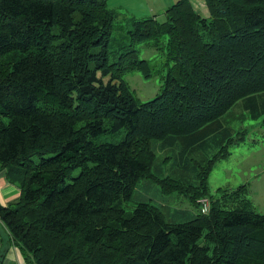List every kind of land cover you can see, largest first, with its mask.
<instances>
[{
  "label": "trees",
  "instance_id": "16d2710c",
  "mask_svg": "<svg viewBox=\"0 0 264 264\" xmlns=\"http://www.w3.org/2000/svg\"><path fill=\"white\" fill-rule=\"evenodd\" d=\"M205 3L208 17L179 0L166 21L133 19L110 62L106 0H0V166L21 189L0 202V226L27 264H264V213L246 186L180 222L122 205L149 179L199 207L217 160L249 133L225 116L240 100L264 112V0ZM164 36L162 89L140 101L125 75L154 70L134 45L161 49ZM122 128L119 142L92 140Z\"/></svg>",
  "mask_w": 264,
  "mask_h": 264
},
{
  "label": "rangeland",
  "instance_id": "374dc122",
  "mask_svg": "<svg viewBox=\"0 0 264 264\" xmlns=\"http://www.w3.org/2000/svg\"><path fill=\"white\" fill-rule=\"evenodd\" d=\"M179 0H106L107 7L114 14V29L109 42L110 62L118 60V54L124 52V47L130 43L128 30L132 28L135 18L156 17L159 21L167 20L166 9ZM195 5L200 12L206 13V6ZM153 40L138 42L134 45L140 59H147L153 67L151 77H145L141 70H133L125 75L134 95L140 101L154 98L162 89L163 76L167 74L166 61L167 36L160 40V48L153 45ZM97 46L94 51H99ZM101 76V75H100ZM109 77L104 78L107 82ZM244 100H240L225 116L226 124L233 128H247L249 131L246 141L240 145H233L228 158L217 160L209 174L208 187L211 195L199 199L200 206L192 205L189 198L178 193L165 194L160 185L149 179H141L136 186L133 198L122 202L123 207L131 212L139 201H146L158 206H164L180 222L197 213H207L210 203L223 194L221 190L233 191L246 186L248 198L253 207L264 213V112L254 116L256 110L247 108ZM108 124V123H107ZM110 125V124H108ZM126 128L118 131L107 130L93 137L97 142H119L125 135ZM161 155L164 151H158ZM77 169L74 174H79ZM204 244V238L200 239Z\"/></svg>",
  "mask_w": 264,
  "mask_h": 264
},
{
  "label": "crops",
  "instance_id": "0c3cea01",
  "mask_svg": "<svg viewBox=\"0 0 264 264\" xmlns=\"http://www.w3.org/2000/svg\"><path fill=\"white\" fill-rule=\"evenodd\" d=\"M195 5V0H192ZM198 6H206V13L200 12L203 16L208 17L210 15L205 0H198ZM196 7V5H195ZM197 8V7H196ZM199 11V10H198ZM21 195V189L11 183L6 176V169L0 166V202L5 205H12ZM2 225V224H1ZM1 227V226H0ZM2 228V230H1ZM0 228V251L4 247V243H9V247L6 250V256L2 264H27V259L12 239L7 227L2 225Z\"/></svg>",
  "mask_w": 264,
  "mask_h": 264
},
{
  "label": "water",
  "instance_id": "95a60500",
  "mask_svg": "<svg viewBox=\"0 0 264 264\" xmlns=\"http://www.w3.org/2000/svg\"><path fill=\"white\" fill-rule=\"evenodd\" d=\"M8 247H9V243H6V244L4 243V247L0 251V253H1L0 254V264H2V262L6 256V250Z\"/></svg>",
  "mask_w": 264,
  "mask_h": 264
}]
</instances>
